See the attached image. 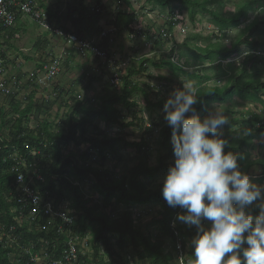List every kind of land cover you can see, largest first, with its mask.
<instances>
[{
    "label": "trees",
    "instance_id": "obj_1",
    "mask_svg": "<svg viewBox=\"0 0 264 264\" xmlns=\"http://www.w3.org/2000/svg\"><path fill=\"white\" fill-rule=\"evenodd\" d=\"M39 1L42 2L43 0ZM116 1L124 3L130 8L129 0ZM145 1L162 9L178 4L187 10L191 20L195 18L197 13L208 15L211 17L212 25L220 33L239 28L247 21L249 12L253 9H264V5H261L258 0H251L247 5H242L236 14L226 17L218 10H211V7L222 6L224 0ZM79 4V17L76 26L90 22V27H97L101 17L99 10L86 8L83 0H80ZM171 15L174 16L172 9ZM136 21L137 15L135 13L130 14L126 11H119L116 13L111 25L117 35L130 33L137 36L139 32L132 30V26ZM260 21V19H255L250 23L230 47L214 45L203 49L198 48V53L190 52L192 60L200 61L201 64L208 62L214 65L218 62V66L215 68L217 71L215 78L221 81L225 80V84L222 87L207 86L212 81L209 76L187 73L185 68H191L189 67V62L184 63V66L174 64L171 61L164 63L173 72L183 74L189 80L196 81L195 89L200 103L195 107L197 110L196 114L201 118L206 115V110L210 109L213 102L224 103L231 96H239L243 100L261 102L257 95L261 89L264 90V82H260L255 65L251 66V71L246 68L250 62L256 61L255 53L259 45L255 41H243L241 38L247 32L264 35V31L260 30L262 28ZM176 23L178 22L173 19L168 24V29L171 31ZM65 32L70 33L69 31ZM101 32V29L98 28L96 36H100ZM107 44L108 36L103 40V46L107 48ZM243 46H250L252 49V53L248 54L244 59L243 68L238 71L233 68V65H228V69L224 70L221 66V61L238 57ZM188 58L190 59V56ZM148 63H150V60H142L140 66L142 72L148 71L147 67H145ZM136 78L137 72L130 70L127 76L122 77L119 92L104 93L97 98V105L89 101L83 103L82 101L74 100L75 109L71 112L69 120L60 121L56 126V131L46 122L41 123L34 129L29 128L31 117H33V109H36L32 102L34 93L26 97L25 102H19L17 94L9 97L10 110H0V224L6 225L8 230L10 225L15 224L13 221L14 215L11 214L13 209L20 211L22 208L24 217L30 214V206L19 203V197L15 190L17 174L13 172L15 162L11 158V155H13L12 150L15 149L16 152L18 151L26 159L27 172H35L31 188L37 191L40 196L54 199L56 203H69V208L75 211V232L80 238H84L87 234L91 235V253L85 256L80 255L82 264H126L128 257L137 264L139 262L172 264V262L177 261L175 252L179 244L182 246L179 258H182L187 249V240L194 237L196 230L178 224L176 216L181 209L167 205L162 197V184L159 185L156 191H153L147 183L160 172L165 175L173 162L164 163L160 159L157 166H150L146 156L150 146L144 140L128 144L121 138L108 137L99 130L96 131V134L101 135L100 139L89 134L88 129L95 121H99L111 128L124 127L123 111L135 115L133 112L137 107L135 98L139 96L144 98L147 109H163L166 99L157 93V102L152 103L149 100V94L153 91L151 84H141ZM158 79L160 81L164 80L161 77H158ZM89 87L90 83L86 88L89 89ZM112 88L116 90L118 87L112 86ZM80 114L82 115L81 118ZM8 115H14L15 120L7 121ZM138 121L141 126L144 125L142 118L138 119ZM5 128H7L8 132L6 139L2 138L4 134L1 132ZM153 128L157 129V148L167 151L168 155L173 157L170 142L172 133L166 121L161 120L157 124H150L145 128L146 133L149 134ZM225 139L229 141L225 151H232L233 140H230V137ZM246 141L240 143L245 145ZM120 143H124L126 147L132 146L136 149L135 159L137 161V164L126 175L121 177L114 174L110 176L101 174L97 168L85 163L78 167L70 156L64 155V149L68 146L86 144L89 145V151L85 153L86 158H90V153L95 151L101 157L100 165L104 166L106 162L105 152L115 153ZM32 152L35 153L34 156H32ZM248 166H251V164L249 163ZM261 169L262 172L256 177L255 181L250 179L252 182L264 183V165L261 166ZM90 177L94 178L90 189L96 194L97 198L84 192L83 185L89 181ZM154 200L160 205L158 212L160 218L154 220L153 223L158 233L156 236L145 235L135 226L131 208L149 205ZM118 207H126L127 210L114 216V212ZM256 214H258V210H254L253 215ZM47 221L48 218L40 219L37 217L33 221L31 231H29L28 222H24L21 228L16 227L15 236L18 239L19 246L14 245L10 248H4L0 243V264H18L14 260H10L9 256L10 254H16L20 249H27V254L25 259L19 264H34L31 263L30 259L42 249L43 243L41 241L48 243L50 249H52L51 245L56 238V222L49 225L46 230H36L37 225L46 226ZM167 239L171 241L172 250L165 243ZM58 249L55 255L49 254L50 260H59L62 246ZM192 251L191 247L189 250L190 259L194 258ZM225 258H227V254ZM183 264H188V262L183 261Z\"/></svg>",
    "mask_w": 264,
    "mask_h": 264
},
{
    "label": "rangeland",
    "instance_id": "obj_2",
    "mask_svg": "<svg viewBox=\"0 0 264 264\" xmlns=\"http://www.w3.org/2000/svg\"><path fill=\"white\" fill-rule=\"evenodd\" d=\"M258 1L261 5H264V0ZM79 2L80 0H43L41 7L52 26L60 27L70 33L74 32L73 34L79 38L97 40L100 37L96 36L98 28L102 32L108 30L110 33L107 35V49L120 63H127L124 67L126 69L121 74L124 77L129 74L130 70H135L137 72V81L141 82V84H151L153 91L149 94V100L152 103L157 102V93L167 100L169 93L175 88L181 87L183 82L190 81L193 87L196 88V81L189 80L183 74L173 72L168 66L164 65L165 62L171 61L180 66H184V63L189 62V67L191 68H185L187 73L209 76L212 81L207 86L222 87L225 84V80L221 81L215 78L217 73L215 68H217L218 62L214 65L208 62L201 64L200 61L192 60L190 52L198 53V48L203 49L214 45L230 47L255 19L261 20L260 26L262 28L260 30L264 31V9H253L249 12L247 21L239 28L220 33L212 25L211 17L208 15L197 13L195 18L191 20L187 10L178 4L162 9L148 4L145 0H129L130 8L124 3H118L116 0H83L86 8L99 10L101 17L97 27H90V22L77 27L76 22L80 9ZM250 2L251 0H224L222 6L211 7V10H218L224 16L229 17L236 14L242 5H247ZM171 9L174 12V16L171 15ZM119 11L137 15V21L132 26V30L139 32V35L136 36L130 33L117 35L115 33L111 23ZM173 19L178 23L170 31L168 24ZM26 22L27 32L20 34V40L0 46V61L3 59L2 62L8 81H15V78L21 80L22 88L19 89L18 93L14 91L19 102H25V98L34 93L33 106L36 109H33V117H31L33 129L46 122L56 131V126L60 121L69 120L71 112L75 109L74 100L82 101L83 103L89 101L97 105V98L104 93L119 92L121 86L114 90L112 88L113 85L110 84L112 73L106 64L95 60L90 54L59 39L52 32L42 29L30 19H26ZM112 29L114 31H111ZM241 38L243 41H255L259 45L255 53L256 61L250 62L246 68L251 71V66L255 65L258 72V75L257 73L256 75L262 83L264 82V35L247 32ZM57 39H59V42H57ZM38 40L39 45L37 44ZM251 53L252 49L250 46H243L238 57L221 61V66L224 70H227L228 65H233V68L239 71L244 66L245 57ZM188 56H190V59ZM144 59L150 60V63L145 66L148 69L147 72H142L140 69ZM19 60L24 62L21 65L22 71L17 66ZM55 60L60 61L61 69L53 80L36 87L34 82L30 83L32 73L35 75L34 72L38 71L41 66ZM30 62L32 64H29ZM42 76L43 73L39 74V77ZM158 77L166 81H160ZM89 83L90 87L87 89L86 87ZM257 96L261 102L243 100L239 96H231L226 102L219 103L220 108L229 119V125H225L220 131L224 139L230 137V140H233L231 152L239 156L238 165L240 170L251 176L252 181H255L256 177L261 174V166L264 165V90L261 89ZM9 101V98L0 96V110H9ZM135 101L137 102V107L133 112L136 117L123 111L124 127L111 128L99 121H95L88 129L89 134L100 139L101 135L96 134V131L99 130L108 137L121 138L128 144L144 140L150 146V150L146 153L150 166H157L160 159L164 163L173 162V157L168 155L167 151L157 148V129L153 128L149 134L145 131V128L150 124H157L159 121L164 120L163 109H147V104L142 96L135 98ZM211 108L212 105L209 110ZM79 116L80 118L82 117L81 114ZM140 118L144 120L143 126L138 121ZM1 132L4 134L2 138L6 139L7 128L2 129ZM249 132H251L250 135L248 134ZM245 140H247L246 144L242 145L240 142ZM88 151L89 145H70L64 149V155L70 156L78 167L84 163L92 165L101 174H108L109 176L113 174L118 177L124 176L137 164L135 159L136 149L132 146L126 147L124 143H120L113 154L105 152L106 162L104 166L100 165L101 157L95 151L90 153V158H86L85 153ZM249 163L251 166H248ZM163 177L164 173L160 172L154 179L147 181L149 188L156 191L159 185L162 184ZM92 182H94V178L90 177L89 181L83 185L84 192L97 198L96 194L90 189ZM126 210V207H118L114 212V216ZM131 210L135 226L145 235L156 236L158 232L155 230L153 223L154 220L160 218L158 214L160 205L154 200L149 205L134 206ZM177 222L185 227L187 226L179 220ZM207 224L208 222L205 221L206 226ZM189 228L195 229V227ZM194 234L196 235V232ZM192 238L187 240V249L182 258L178 257L179 260L172 262V264H183V261L189 262L191 260L189 250L191 249L190 241ZM165 243L172 250L171 241L167 239ZM26 254L25 250H19L16 254H13L15 257L12 260L19 264L25 259ZM38 257L45 259L41 251L38 252ZM139 264L148 263L139 262Z\"/></svg>",
    "mask_w": 264,
    "mask_h": 264
},
{
    "label": "clouds",
    "instance_id": "obj_3",
    "mask_svg": "<svg viewBox=\"0 0 264 264\" xmlns=\"http://www.w3.org/2000/svg\"><path fill=\"white\" fill-rule=\"evenodd\" d=\"M198 103L187 81L163 105L173 163L161 192L169 207L182 209L176 219L196 229L188 264H264V185L252 182L240 170L239 156L225 151L229 141L220 130L229 119L219 103L203 118L196 114Z\"/></svg>",
    "mask_w": 264,
    "mask_h": 264
},
{
    "label": "built area",
    "instance_id": "obj_4",
    "mask_svg": "<svg viewBox=\"0 0 264 264\" xmlns=\"http://www.w3.org/2000/svg\"><path fill=\"white\" fill-rule=\"evenodd\" d=\"M30 19L32 22L38 24L39 27L50 31L54 36L66 41L68 44L73 45L80 50H83L87 54L94 57L95 60H99L107 65L108 69L112 73V79L110 84L113 86H121L122 84V71L127 65L126 62H119L109 49L102 46L103 39L110 33L108 30L103 31L97 40H88L79 38L73 33H66L60 27L52 26L50 20L42 10L41 2L39 0H0V44L4 45L5 41L9 38V32L12 31L17 23L23 19ZM111 31H114L113 29ZM133 37V36H132ZM3 61V59H2ZM0 61V96L3 98H9L13 91L18 93L20 84L15 81H8L6 78V70L3 62ZM18 65V62H17ZM60 61L55 60L44 65L41 70H38L35 75L32 73L30 81H33L36 85H42L46 82L53 80L60 72ZM42 77H39V74ZM37 79V82H36ZM8 108L10 110V101ZM6 110V111H9ZM7 121L15 120L14 115H8ZM1 122V121H0ZM30 129L33 127L30 125ZM13 155L11 158L15 162L13 172L17 174L15 181V190L19 197V203L27 204L30 206V214L27 217L23 216L22 208L19 210H11V214L14 215L13 223L10 225L9 230L6 225L0 224V243L4 248H10L11 246L18 245V239L15 236L16 227L21 228L24 222H28L29 231L33 226V221L40 218H48L47 225H37L36 230H46V228L52 223L56 222V238L52 243V249H50L48 243H43V247L40 250L41 254H44L45 259L38 257V252L30 259L31 263L37 264H82L80 255L85 256L91 253V235L87 234L84 238L75 232V211L69 208L67 202H55L54 199L40 196L37 191L31 188L35 172L28 173L27 163L24 156L12 150ZM35 155L34 152L31 153ZM250 177V176H249ZM251 179V178H250ZM258 185H264L256 183ZM21 198V199H20ZM182 212V209L180 210ZM24 217V218H23ZM62 246L61 255L59 260H50L49 254L58 252V248ZM34 248V246H32ZM21 250V249H20ZM27 252V249L25 250ZM182 246L179 244L177 247L176 258L180 257ZM10 260L13 259V254H10ZM186 259V258H185ZM127 264H136L130 257H128Z\"/></svg>",
    "mask_w": 264,
    "mask_h": 264
},
{
    "label": "crops",
    "instance_id": "obj_5",
    "mask_svg": "<svg viewBox=\"0 0 264 264\" xmlns=\"http://www.w3.org/2000/svg\"><path fill=\"white\" fill-rule=\"evenodd\" d=\"M42 3V2H41ZM23 32H27V22H26V18H23V19H21L18 23H17V25H16V27L11 31V33L9 34V38L4 42L5 44L4 45H6V44H8V43H10V42H13V41H18V40H20V34H22ZM71 33H74V32H71ZM54 37V36H53ZM55 38V37H54ZM59 39H57V42H59L58 41ZM44 43H47V42H44ZM37 44L39 45L40 43H39V40H38V42H37ZM24 62L23 61H21V60H19L18 61V67H20V69H21V71L23 70L22 69V64H23ZM29 64H32L31 62L29 63ZM43 66H41V68H42ZM24 72V71H23ZM18 75H19V73H18ZM15 80L20 84V88L19 89H21L22 88V84H21V80H18V79H16L15 78ZM32 82L33 81H31L30 83L32 84ZM35 85V87L37 86L36 84H34ZM32 94V93H31ZM33 99H34V97H33ZM33 99H32V102H33ZM7 110V109H6Z\"/></svg>",
    "mask_w": 264,
    "mask_h": 264
},
{
    "label": "bare ground",
    "instance_id": "obj_6",
    "mask_svg": "<svg viewBox=\"0 0 264 264\" xmlns=\"http://www.w3.org/2000/svg\"><path fill=\"white\" fill-rule=\"evenodd\" d=\"M73 15H74V14H73ZM36 25H38V24H36ZM13 95H15V94H14V91H13V93H12L11 96H13ZM175 259L179 260V258H176V257H175ZM125 262H127V261H125ZM127 263H128V262H127ZM127 263H126V264H127ZM136 264H137V263H136Z\"/></svg>",
    "mask_w": 264,
    "mask_h": 264
}]
</instances>
